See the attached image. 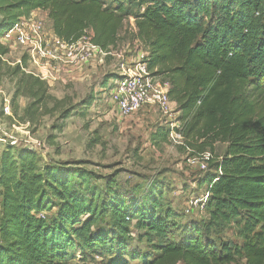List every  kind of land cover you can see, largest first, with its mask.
Listing matches in <instances>:
<instances>
[{"label": "trees", "instance_id": "obj_1", "mask_svg": "<svg viewBox=\"0 0 264 264\" xmlns=\"http://www.w3.org/2000/svg\"><path fill=\"white\" fill-rule=\"evenodd\" d=\"M131 7L138 12L132 15ZM37 10L58 39L75 42L88 31L106 52L133 17L148 70L169 84L183 147L213 153L215 145L225 146L199 186L208 193L209 223H232L240 243L216 246L203 223L182 226L174 241L168 236L175 215L161 208L157 184L140 196L138 186L127 191L115 175L40 165L31 150L8 146L0 155V264H75L82 250L95 264H264V0H0V38ZM7 54L0 44V58ZM26 64L22 57L7 70L16 79L14 99L29 100L24 114L31 124L39 111H52L47 102L55 110L64 101L26 74ZM94 101L91 94L58 119ZM166 134L157 130L151 141ZM133 230L138 241L146 239L145 252L129 249ZM76 264L90 263L82 256Z\"/></svg>", "mask_w": 264, "mask_h": 264}, {"label": "rangeland", "instance_id": "obj_2", "mask_svg": "<svg viewBox=\"0 0 264 264\" xmlns=\"http://www.w3.org/2000/svg\"><path fill=\"white\" fill-rule=\"evenodd\" d=\"M137 12L135 7L130 8L132 15ZM33 17L42 20L45 30L52 32L51 24L43 12L34 13ZM146 54L144 45L136 38L131 16L124 21L116 43L106 57L97 56L90 65L85 64L78 69L68 68L55 84H45L48 94L63 100V105L54 110V103L47 102V109L52 111L44 115L39 111L40 116L30 124L24 114L29 100L25 97L14 99L16 79L7 70V67L13 69L21 63V51L8 49V54L0 58V155L8 146L15 151L27 148L36 154L40 165L67 163L70 168L83 169L96 176L115 175L117 182L127 191L138 186L136 194L140 196L145 195L150 185L157 184L162 188L161 208L170 209L175 215L171 221L175 226L168 238L177 241L183 232L182 226L203 223V232L209 235L216 246L239 244L236 227L232 223L210 224L206 208L192 214L185 213L190 198H200L207 193L206 186H199V181L211 172L210 161L220 157L225 146L215 145L213 153L209 150L196 153L183 147L184 142L177 144L170 136L169 127L178 116L174 103H171L166 115L154 107L146 106L132 116L121 118L110 101L112 81L127 74L128 70L136 69ZM74 73H79V76L73 81L68 77L71 78ZM102 87L105 90L101 91ZM91 94L96 101L86 110L78 106L65 121L58 119L63 110L79 105ZM5 107H8V114L4 111ZM83 111V116L76 115ZM60 126H63L61 132L58 131ZM157 130H167L166 137L152 142L151 135ZM10 138L16 139L17 145L11 146ZM187 158L204 161L207 170L188 168L185 163ZM96 184L100 186L103 183ZM54 213V210L44 212L41 216L48 218ZM150 241L156 244L159 239L150 237ZM147 246L146 239L141 237L138 241L133 230L129 249L145 252ZM74 256L75 264L82 256L87 263L98 262L89 251H78ZM128 264L139 263L130 261ZM236 264H244V261L238 260Z\"/></svg>", "mask_w": 264, "mask_h": 264}, {"label": "built area", "instance_id": "obj_3", "mask_svg": "<svg viewBox=\"0 0 264 264\" xmlns=\"http://www.w3.org/2000/svg\"><path fill=\"white\" fill-rule=\"evenodd\" d=\"M0 44L9 50L19 49L21 58H26L28 67L23 71L49 86L60 80L66 69H78L92 63L97 56L108 55V52L92 43L88 31L75 42H65L52 32H47L44 22L34 18L32 14L19 19L11 29L3 33ZM146 56L136 69L128 70L127 74L112 81L110 101L121 118L132 116L146 106L156 108L162 115L169 111L171 105L167 97L169 84L148 70L144 61ZM4 111L8 114V107H5ZM178 127L177 122L175 127L170 129V136L177 144H182L181 134L175 131ZM10 139L11 146L17 145L16 139ZM185 163L191 169L207 170V164L197 158H187ZM207 198L208 193L200 198H190L186 203L185 213L204 210Z\"/></svg>", "mask_w": 264, "mask_h": 264}, {"label": "crops", "instance_id": "obj_4", "mask_svg": "<svg viewBox=\"0 0 264 264\" xmlns=\"http://www.w3.org/2000/svg\"><path fill=\"white\" fill-rule=\"evenodd\" d=\"M37 12H42V11H34V12H32L31 14L33 15L34 13H37ZM44 14H45V16H47V14L45 13V12H43ZM91 64V63H90ZM89 64V65H90ZM64 76V75H63ZM78 77L79 76V73H74V74H72V76H71V78L70 77H68L70 80L72 79H74L75 80V77ZM73 80V81H74ZM103 90H105V88H101V91H103ZM137 120H138V118H137ZM140 122H144V120H140ZM177 122L176 121H174L172 124H169V127H170V129H172V128H174L175 127V124H176ZM162 138V137H161ZM196 210H193V211H191L189 214H192V213H194Z\"/></svg>", "mask_w": 264, "mask_h": 264}]
</instances>
